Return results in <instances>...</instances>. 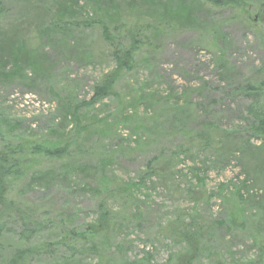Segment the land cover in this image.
<instances>
[{
	"label": "rangeland",
	"instance_id": "obj_1",
	"mask_svg": "<svg viewBox=\"0 0 264 264\" xmlns=\"http://www.w3.org/2000/svg\"><path fill=\"white\" fill-rule=\"evenodd\" d=\"M64 1L75 20L47 29ZM152 1L190 6L195 24L146 31L118 70L102 21L115 12L120 30L142 27ZM21 46L40 51L41 72L27 65L5 80ZM114 78L109 96L96 97ZM262 81L264 0H0V138L59 139L71 150L63 162L34 158L57 176L38 182L37 169L15 194L38 204L46 228L28 244L4 226L0 264H264V137L254 132L264 90H245ZM79 119L90 126L80 134ZM102 206L114 212L108 228ZM93 226L100 232L83 247L96 253H72L66 230Z\"/></svg>",
	"mask_w": 264,
	"mask_h": 264
},
{
	"label": "trees",
	"instance_id": "obj_2",
	"mask_svg": "<svg viewBox=\"0 0 264 264\" xmlns=\"http://www.w3.org/2000/svg\"><path fill=\"white\" fill-rule=\"evenodd\" d=\"M240 1L241 0H210L214 6L226 5L227 3L239 4ZM67 3V1H64L58 4L57 14L52 15L51 21L53 22H49L51 23V26H47V29L52 28V26L58 28V24L61 25L60 28H66V26L72 24V21L70 20L75 19L70 16V10L69 7H67ZM160 3L156 1L150 3L148 19H146L147 21L142 27L136 26L131 30H129V28H122V30H120V26L123 25L121 21L123 18H120L119 13L115 12H113V16L115 17L113 21L108 19L102 21V38L105 43L110 46H115L114 56L118 63V70L128 69L132 65L134 55L141 50L140 44L142 41L140 40V36L141 34H145L146 31L160 33L161 30L170 27L173 29H183L192 27L195 24L192 19V9L190 6L172 8L168 1H164L162 5H160ZM69 6L71 8L73 5L70 4ZM68 16L70 17L69 19H67ZM127 42L129 45H125ZM23 49L24 46H21L19 50L9 54L14 60L15 68L3 73L5 80L18 76L17 71L21 69L23 72L22 67L24 68L27 65L32 68L34 74L41 72L40 66L44 60L40 55V51L23 54L21 53ZM115 80V78L110 81L108 79L106 82H102V85L97 86L95 89L96 97L104 98L109 96L113 90ZM245 90L254 93L262 91L264 90V81H262L258 87H254L251 84L247 85ZM79 110V107H74L72 115H79ZM257 120L258 121L254 124V132L256 135L264 137V115ZM82 124L83 123H81V120L79 119L77 123V126L80 127L78 129L79 134L90 129V126L88 127ZM63 142L64 141L59 139H50L48 142L42 144L34 141H22L13 144L0 138V232H2L4 226L14 224L19 230L18 234L20 240L29 244L34 238L41 234L43 230H45L46 227H44V225L46 224V220L43 217L44 213L39 209L37 211L36 207H34H38V204L28 205L25 202L23 203V196L16 195L15 192L17 191L18 184L23 180L24 176H32V173L37 169L40 170L33 175L35 176L33 179H38V182L45 184H51V178L58 174L57 169L54 167L48 169H46V167L38 168L35 164L34 158L41 156L54 163L56 161H65L71 155V150L70 146ZM152 164V162L148 164V171L151 172L152 175L158 176V178L161 179L165 172L163 170H158L156 167H152ZM133 184L134 186H139L137 183ZM110 213H112V216ZM113 214L114 212H110V210H107L102 206L100 218L105 221V228H108L111 221L114 220ZM90 230H92V232L89 234L81 233L79 231H73L70 233L68 229L66 230L63 240L64 242L72 240V245L69 247L72 253L77 252L80 254L83 251L89 253L92 251V253H96L95 245L83 247V243L88 237H92L91 235H96L100 232L98 226H93ZM186 235V242L189 248L195 246L197 238L190 234ZM45 248H40L41 252ZM191 250H193V248H191Z\"/></svg>",
	"mask_w": 264,
	"mask_h": 264
}]
</instances>
